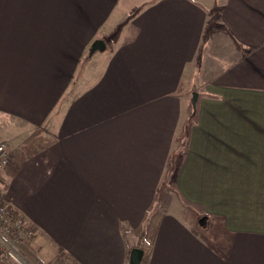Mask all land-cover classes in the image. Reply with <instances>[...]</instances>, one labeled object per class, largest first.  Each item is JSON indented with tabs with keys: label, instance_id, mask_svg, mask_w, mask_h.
I'll list each match as a JSON object with an SVG mask.
<instances>
[{
	"label": "crops",
	"instance_id": "1",
	"mask_svg": "<svg viewBox=\"0 0 264 264\" xmlns=\"http://www.w3.org/2000/svg\"><path fill=\"white\" fill-rule=\"evenodd\" d=\"M0 142L36 260L264 264V0H0Z\"/></svg>",
	"mask_w": 264,
	"mask_h": 264
},
{
	"label": "built area",
	"instance_id": "2",
	"mask_svg": "<svg viewBox=\"0 0 264 264\" xmlns=\"http://www.w3.org/2000/svg\"><path fill=\"white\" fill-rule=\"evenodd\" d=\"M11 161L7 144L0 142V172ZM36 235V229L16 212L7 194L0 190V264H36L24 251Z\"/></svg>",
	"mask_w": 264,
	"mask_h": 264
},
{
	"label": "water",
	"instance_id": "3",
	"mask_svg": "<svg viewBox=\"0 0 264 264\" xmlns=\"http://www.w3.org/2000/svg\"><path fill=\"white\" fill-rule=\"evenodd\" d=\"M106 49V45L102 40H97L94 42L90 49L89 56H93L97 52L104 51ZM196 101V99H194ZM144 251L139 248H135L132 250L130 255V264H141L144 258Z\"/></svg>",
	"mask_w": 264,
	"mask_h": 264
},
{
	"label": "trees",
	"instance_id": "4",
	"mask_svg": "<svg viewBox=\"0 0 264 264\" xmlns=\"http://www.w3.org/2000/svg\"><path fill=\"white\" fill-rule=\"evenodd\" d=\"M24 251H25V253H26L27 255H29V256L35 261L36 264H38V261L36 260V257H34L33 253H32L31 250H30L29 244H26V245L24 246Z\"/></svg>",
	"mask_w": 264,
	"mask_h": 264
},
{
	"label": "rangeland",
	"instance_id": "5",
	"mask_svg": "<svg viewBox=\"0 0 264 264\" xmlns=\"http://www.w3.org/2000/svg\"><path fill=\"white\" fill-rule=\"evenodd\" d=\"M107 39L110 41L111 40V37H108ZM94 62H96V61H94ZM193 100H194V97H192V100L191 101L193 102ZM202 220H203V218H201L200 221H199V223H200L201 226H203L202 223H204V221L202 222ZM37 261H38V264H52V263L42 262L41 260H38V259H37Z\"/></svg>",
	"mask_w": 264,
	"mask_h": 264
}]
</instances>
